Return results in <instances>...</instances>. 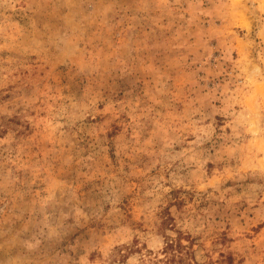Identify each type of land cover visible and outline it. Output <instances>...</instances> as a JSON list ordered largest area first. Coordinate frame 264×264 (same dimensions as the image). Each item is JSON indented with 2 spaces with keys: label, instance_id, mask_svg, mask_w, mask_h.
Here are the masks:
<instances>
[{
  "label": "rangeland",
  "instance_id": "374dc122",
  "mask_svg": "<svg viewBox=\"0 0 264 264\" xmlns=\"http://www.w3.org/2000/svg\"><path fill=\"white\" fill-rule=\"evenodd\" d=\"M173 254L264 264V0H0V264Z\"/></svg>",
  "mask_w": 264,
  "mask_h": 264
},
{
  "label": "trees",
  "instance_id": "16d2710c",
  "mask_svg": "<svg viewBox=\"0 0 264 264\" xmlns=\"http://www.w3.org/2000/svg\"><path fill=\"white\" fill-rule=\"evenodd\" d=\"M173 246V244L172 243H168L167 244V249H168V247H172ZM179 247H181L180 245H179ZM166 251V250H165ZM167 252V251H166ZM175 257H176V255L175 254H173V255H170L169 257H167V264H175V262H176V259H175ZM182 262V257H180L179 258V263H181Z\"/></svg>",
  "mask_w": 264,
  "mask_h": 264
}]
</instances>
